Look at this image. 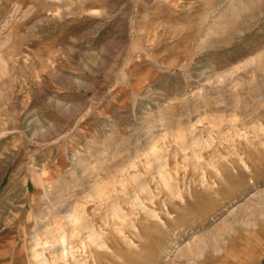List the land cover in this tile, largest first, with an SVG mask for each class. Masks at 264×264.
Masks as SVG:
<instances>
[{"label": "rangeland", "instance_id": "obj_1", "mask_svg": "<svg viewBox=\"0 0 264 264\" xmlns=\"http://www.w3.org/2000/svg\"><path fill=\"white\" fill-rule=\"evenodd\" d=\"M0 264H264V0H0Z\"/></svg>", "mask_w": 264, "mask_h": 264}]
</instances>
